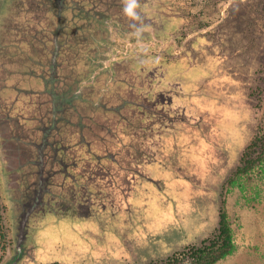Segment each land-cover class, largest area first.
<instances>
[{
    "label": "rangeland",
    "instance_id": "obj_1",
    "mask_svg": "<svg viewBox=\"0 0 264 264\" xmlns=\"http://www.w3.org/2000/svg\"><path fill=\"white\" fill-rule=\"evenodd\" d=\"M126 2L103 0L93 25L75 31L74 11L65 7L59 22L54 8L63 5L53 0H0V202L8 234L1 264L164 260L209 235L221 208L235 248L216 264H264V163L234 174L263 121L264 0H136L138 19L124 12ZM74 10L81 13L78 5ZM57 23L72 27L59 42L69 34V42H85L76 66L95 94L141 106L124 111L138 128L133 154L140 159L149 149L166 167L156 185L139 178L128 200L106 190L104 201L82 197L66 218L42 219L44 206L37 208L32 193L25 200L20 174L8 171L24 160L9 135L3 99H31L12 85L43 59L39 52H53L55 44L45 47L43 40ZM21 105L11 115L22 113Z\"/></svg>",
    "mask_w": 264,
    "mask_h": 264
},
{
    "label": "flooded vegetation",
    "instance_id": "obj_2",
    "mask_svg": "<svg viewBox=\"0 0 264 264\" xmlns=\"http://www.w3.org/2000/svg\"><path fill=\"white\" fill-rule=\"evenodd\" d=\"M59 1L53 0L54 5ZM64 1L70 2L69 5L63 2L61 10L59 6L55 7V15L60 22L65 7L74 11L69 25L75 31L90 28L93 20L99 17L98 8L103 3V0ZM81 2H89L91 6L83 9ZM76 4L81 9L77 16ZM49 12L53 13V10ZM76 17L78 22L74 21ZM81 20L84 24H80ZM72 27L59 23L51 38L42 41L45 47L48 42L55 44L53 52L46 48L39 52L47 61L34 62L12 85L20 96L25 94L31 99L20 101L19 96L3 99L4 109L8 108L5 121L9 125V135L13 133L11 140L17 143V150L24 160L19 161L18 166L10 165L8 171L10 175L12 172L20 174L25 200L34 194L37 208L40 204L44 206L42 219L68 216L64 214L71 207L86 201L82 197L88 201L97 194L104 201L105 197L109 198L106 190H111L109 195L120 192L128 200L137 188L139 178L147 183L152 180L146 168L155 161V153L149 149L142 152L141 160L137 152L133 154L138 128L124 111L132 106L142 110L141 106L125 99L112 104L106 100V93L95 94V85L85 82L87 75H82L76 66L86 48L85 42L82 45L79 41L75 42L77 45L69 42L70 34L59 42L63 30L69 31ZM40 47L43 48L42 43ZM9 87L6 85L5 89ZM88 87L91 89L86 91ZM17 104H22V113L11 115ZM56 104L61 109H57ZM44 107L48 108L45 114L42 112ZM123 130L128 132L130 144L123 142Z\"/></svg>",
    "mask_w": 264,
    "mask_h": 264
},
{
    "label": "trees",
    "instance_id": "obj_3",
    "mask_svg": "<svg viewBox=\"0 0 264 264\" xmlns=\"http://www.w3.org/2000/svg\"><path fill=\"white\" fill-rule=\"evenodd\" d=\"M264 163V114L258 130L245 147L235 175L252 172L257 166ZM8 234L4 223V206L0 202V264L2 255L6 252ZM235 248L234 233L228 215L224 208L219 211L217 227L199 244L189 245L180 251L174 252L164 260L150 261L143 264H216L228 256ZM48 264H63L51 262Z\"/></svg>",
    "mask_w": 264,
    "mask_h": 264
},
{
    "label": "crops",
    "instance_id": "obj_4",
    "mask_svg": "<svg viewBox=\"0 0 264 264\" xmlns=\"http://www.w3.org/2000/svg\"><path fill=\"white\" fill-rule=\"evenodd\" d=\"M166 167L164 163H162L160 160H155L153 163H151L147 169L146 172L149 173V176L152 180H150L148 183L151 185L158 184V181H163V173L161 172L162 169Z\"/></svg>",
    "mask_w": 264,
    "mask_h": 264
},
{
    "label": "clouds",
    "instance_id": "obj_5",
    "mask_svg": "<svg viewBox=\"0 0 264 264\" xmlns=\"http://www.w3.org/2000/svg\"><path fill=\"white\" fill-rule=\"evenodd\" d=\"M137 7L136 0H127L125 7H124V12L129 16L134 19H138V14L135 12V8Z\"/></svg>",
    "mask_w": 264,
    "mask_h": 264
},
{
    "label": "water",
    "instance_id": "obj_6",
    "mask_svg": "<svg viewBox=\"0 0 264 264\" xmlns=\"http://www.w3.org/2000/svg\"><path fill=\"white\" fill-rule=\"evenodd\" d=\"M16 263V261H14V262H12V263H8V264H15Z\"/></svg>",
    "mask_w": 264,
    "mask_h": 264
}]
</instances>
